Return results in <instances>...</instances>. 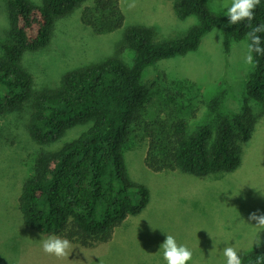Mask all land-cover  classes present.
<instances>
[{
  "label": "trees",
  "instance_id": "1",
  "mask_svg": "<svg viewBox=\"0 0 264 264\" xmlns=\"http://www.w3.org/2000/svg\"><path fill=\"white\" fill-rule=\"evenodd\" d=\"M5 0L8 29L0 43V119H25L31 139L42 151L33 173L23 183L18 212L23 225L39 234H53L83 248L109 242L128 217L139 215L150 203L145 185L127 172L125 150L130 136L141 129L149 141L146 166L155 171L187 173L202 180H217L242 164L244 145L253 137L257 119L249 112L219 116L208 125L188 131L184 117L144 121L149 89L146 70L158 62L196 51L202 38L221 28L224 51L245 38L248 21L228 24V17L212 12L203 0H176L180 20L195 15L198 23L174 40H157L153 27L125 29L113 55L82 65L63 75L58 86L38 87L35 74L25 65L29 53L50 46L59 23L80 10V22L95 34L113 33L125 24L118 0ZM252 25L264 24V0L255 8ZM261 46L264 47V33ZM130 53L128 63L123 55ZM245 82V97L264 104V55ZM225 94L214 97L208 109L216 113ZM80 125L89 127L76 139L60 143ZM242 264H264V247H255Z\"/></svg>",
  "mask_w": 264,
  "mask_h": 264
},
{
  "label": "rangeland",
  "instance_id": "2",
  "mask_svg": "<svg viewBox=\"0 0 264 264\" xmlns=\"http://www.w3.org/2000/svg\"><path fill=\"white\" fill-rule=\"evenodd\" d=\"M118 1L126 17L123 28L95 34L82 25L79 10L59 23L49 47L26 55L25 65L35 74L38 87L58 86L66 73L113 55L129 26H150L157 40H174L198 23L195 15L185 20L176 16V0ZM92 2L87 0L85 5ZM203 2L215 14L223 15L217 6L219 0ZM7 29L6 4L0 0V43L6 40ZM212 32L202 38L196 51L160 61L146 70L143 84L150 96L143 116L145 122L184 117L192 132L204 125L215 129L219 116L249 112L257 125L243 147L239 169L215 181L179 170L155 172L145 164L149 141L136 129L126 146V167L133 182L149 188V205L139 215L128 217L109 242L93 248L71 243L69 257L57 259L44 253L41 244L53 234L27 229L18 212L21 188L33 173L35 158L54 145H38L27 133L23 116L7 115L0 119V264H76V260L100 264V258L104 264H166L159 250L167 234L192 251L188 264H226L222 255L225 247H235L243 258L256 247L258 236L264 239V232L254 227L255 221L248 220L253 211L264 213V104L245 97V82L253 68L245 63V38L233 42L226 54L224 35L221 42ZM123 58L128 63L132 60L130 53ZM222 93L220 107L211 112L207 104ZM88 127L70 129L60 143L78 138Z\"/></svg>",
  "mask_w": 264,
  "mask_h": 264
},
{
  "label": "clouds",
  "instance_id": "3",
  "mask_svg": "<svg viewBox=\"0 0 264 264\" xmlns=\"http://www.w3.org/2000/svg\"><path fill=\"white\" fill-rule=\"evenodd\" d=\"M260 4V0H219L218 7L223 11V15L228 17L230 26L248 21L249 31L245 34V63L253 67L258 63L255 61L253 53L264 55V47L261 46V36L264 33V24L252 25L254 19L255 8ZM134 5H130L132 7ZM213 36L219 35L220 41L223 40V31L221 29H213ZM249 221H255L253 224L258 232H264V213L253 211L248 217ZM167 234V233H166ZM44 253L55 256L57 259L69 257L73 251L71 242L66 238L59 236H49L41 240ZM257 248L264 247V239L255 240ZM82 251V250H81ZM83 252V251H82ZM159 252L162 253L166 264H188L192 260L193 253L186 246L178 244L174 236L167 234L166 239L161 243ZM87 257V254L83 252ZM223 257L226 258V264H242V258L238 250L233 246H227L223 249ZM88 258V257H87ZM76 264H84V261L76 260ZM100 264H104L100 258Z\"/></svg>",
  "mask_w": 264,
  "mask_h": 264
}]
</instances>
